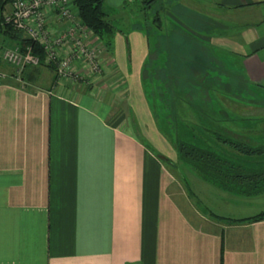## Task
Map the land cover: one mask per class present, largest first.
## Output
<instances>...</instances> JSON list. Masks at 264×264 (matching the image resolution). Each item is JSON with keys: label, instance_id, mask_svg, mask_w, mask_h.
Returning a JSON list of instances; mask_svg holds the SVG:
<instances>
[{"label": "crops", "instance_id": "0c3cea01", "mask_svg": "<svg viewBox=\"0 0 264 264\" xmlns=\"http://www.w3.org/2000/svg\"><path fill=\"white\" fill-rule=\"evenodd\" d=\"M186 1L183 11L209 16L188 30L191 42L210 46L203 76L219 78L204 86L205 113L212 97L236 138L264 145V0ZM133 2L140 0L103 6ZM204 2L213 11L204 13ZM147 20L144 29L152 28ZM10 29L17 35L0 32V264H264V220L225 224L199 214L168 190L161 159L133 125H111V73L120 66L111 34L87 33L96 70L73 58L59 76L45 57L38 67L7 63L5 50L40 47ZM149 50L148 38L130 36L133 72L127 62L120 71L134 89ZM135 104L138 116L146 111Z\"/></svg>", "mask_w": 264, "mask_h": 264}, {"label": "rangeland", "instance_id": "374dc122", "mask_svg": "<svg viewBox=\"0 0 264 264\" xmlns=\"http://www.w3.org/2000/svg\"><path fill=\"white\" fill-rule=\"evenodd\" d=\"M148 1L152 2L153 6L145 11L142 10L143 4L140 6L138 2V5H135V2L128 3L123 8H113L112 11L111 7L107 9L103 6L107 20L114 28L111 36V53H117V64L120 65L111 73V85L114 86L116 94L114 95L116 99H113L111 106V122H114L111 125L116 127H121L122 123L133 125L147 147L161 159L160 162L165 171V184H169L170 187L168 190L171 192L177 190L179 198H182L187 206L192 205L199 214L205 217L210 216L214 220L215 218L239 220L257 215L264 209V193L254 197H241L209 185L200 180L189 166L183 164L171 147L170 138L174 127L171 118L172 108L179 123L190 122L197 132L205 137V140L216 147L219 145L196 128V123H204L209 129L216 127L222 130L225 126L230 129L224 120L219 119L220 123H215L217 118L223 119L225 115L224 110L220 111L218 107L219 101L211 97V107H208L205 113L204 101H208L209 97L204 91V86L205 84L207 87L210 84L218 85L219 78L210 81L203 76L207 68L205 65H209L207 55L210 46L198 44L197 41L191 42L188 32V30L191 31L189 25L198 26L202 18L209 23V16L204 17L183 11L186 8V0H145V3ZM170 6L175 7L179 14L178 12L170 13L168 11ZM211 8L214 7L208 2L202 5L204 13L213 11ZM212 13L211 16L214 17ZM147 19L152 28L144 29ZM138 22L141 23L139 26H137ZM205 31L208 34L210 29ZM198 33L202 35L201 32ZM135 34L148 38L150 47L149 56L145 61L146 65L144 64V68H141V77L136 89L133 88L132 80L123 75L124 71H120L121 66L126 62L127 68L131 67L127 59V43L130 36ZM205 57L208 59L206 60ZM129 72H133L132 68ZM190 72L191 74L195 72L196 76L190 77ZM236 81V77L233 76L229 83ZM223 95L226 98L227 95ZM214 96L217 97L219 94ZM135 103L139 107H145L146 111L144 109V113L138 116ZM195 105L197 107L194 109ZM210 110L214 117L207 114ZM193 111L197 121L195 124L193 118L189 117ZM135 113L139 119L136 118ZM251 159L264 161V156ZM218 219L216 220L225 223Z\"/></svg>", "mask_w": 264, "mask_h": 264}, {"label": "trees", "instance_id": "16d2710c", "mask_svg": "<svg viewBox=\"0 0 264 264\" xmlns=\"http://www.w3.org/2000/svg\"><path fill=\"white\" fill-rule=\"evenodd\" d=\"M71 2L77 11L79 20L95 37L101 38L105 34H113L114 28L108 22L107 14L103 10L104 0H71ZM9 3L10 0H0V32L11 33L14 37L17 33L4 23V12ZM139 4L140 6L143 4V11L153 6L152 2L145 3V0H140ZM168 9L170 13L177 14L178 12L179 14L173 6ZM143 17L146 18V16ZM31 44L30 40H26L24 46ZM31 46L33 54L39 58L42 65L45 57L44 51L37 44ZM22 51H24L23 48ZM171 118L174 126L170 138L171 147L177 153L178 159L189 166L200 180L236 196L254 197L264 193V161H252L251 159L264 156V145H251L240 140L226 126L221 132L222 130L216 127L209 129L206 124L197 123L196 128L214 140L216 145H219L216 147L205 140V137L199 134L190 123H179L173 108ZM219 119L222 120L219 117L215 123H220ZM224 122L226 124L225 120ZM218 220L226 224L253 223L263 221L264 212L247 219L220 218Z\"/></svg>", "mask_w": 264, "mask_h": 264}, {"label": "built area", "instance_id": "2783aa9c", "mask_svg": "<svg viewBox=\"0 0 264 264\" xmlns=\"http://www.w3.org/2000/svg\"><path fill=\"white\" fill-rule=\"evenodd\" d=\"M10 13L4 23L28 34L44 51L46 60L54 64L59 76H65L73 58L82 59L89 71L97 68V49L87 43L89 30L78 18L71 0H10ZM65 46L63 55L59 49ZM3 59L15 66H40L39 58L31 49L26 53L5 50Z\"/></svg>", "mask_w": 264, "mask_h": 264}]
</instances>
